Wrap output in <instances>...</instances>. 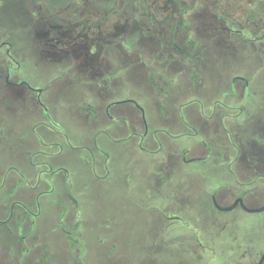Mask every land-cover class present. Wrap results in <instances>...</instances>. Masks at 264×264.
Returning a JSON list of instances; mask_svg holds the SVG:
<instances>
[{"label": "flooded vegetation", "instance_id": "obj_1", "mask_svg": "<svg viewBox=\"0 0 264 264\" xmlns=\"http://www.w3.org/2000/svg\"><path fill=\"white\" fill-rule=\"evenodd\" d=\"M135 171L143 264H264V0H0V264H138L82 212Z\"/></svg>", "mask_w": 264, "mask_h": 264}, {"label": "rangeland", "instance_id": "obj_2", "mask_svg": "<svg viewBox=\"0 0 264 264\" xmlns=\"http://www.w3.org/2000/svg\"><path fill=\"white\" fill-rule=\"evenodd\" d=\"M70 97V98H69ZM66 99H71V105H75L74 103V99H75V95L74 93L67 91L66 93ZM146 114L148 115V109H146ZM186 141V140H184ZM143 158V156H138L135 158H131L130 160H123L122 161V165L126 166L129 165L132 168H136L138 164V160L137 158ZM139 158V159H140ZM137 164V165H136ZM71 165V170L72 173L76 175V173L79 171V167L80 164L79 162H74ZM151 162H148L147 165L145 166L146 169L148 170V174L151 173V171H153L152 166H151ZM75 177V185H77V177ZM133 185H131V187H129V189L119 183L117 185H115V188H111L110 190H104L99 196L101 197V200H97V199H89V198H85L84 201V205H83V216L85 219H88V221H92L93 218H98V219H102L104 216H113L114 218H116L118 220V226H119V233L117 234V236L120 237V239H122V241L127 240V236H128V232L131 230L132 232V236L134 237L135 240V248L131 249V251H128L130 254V257L132 258L133 261L138 262V264H143V261H139L140 259L145 258V253L147 252H152L154 254L157 253V249H142L140 246H138V242H140L142 240V238H144V236L147 235V227H145V223H144V213L143 211L141 212H134V208H130V205H132L134 202H138V201H142V191L141 188L143 186V175H141L139 172L135 171V173H133ZM149 175H148V180H149ZM198 178L194 177H190L187 178V183L188 184H194L192 191H190L191 187L185 188V190L183 191L184 196H192L193 198L197 197V195H199V191L197 190V186H199L200 184L203 183V180H200ZM197 184V185H196ZM191 194V195H190ZM125 206L124 208V212H122V214H120V212L118 211V207L120 205ZM121 205V206H122ZM133 207V206H131ZM120 208V207H119ZM128 211L131 214H134L133 218L131 217V220L134 221V223L131 225H129L128 223ZM125 215V216H124ZM262 218L258 215V214H248V213H242L239 214L237 216H233L229 219L230 226L234 229H239V230H246L248 228H256L257 224L259 223V221ZM129 229V230H128ZM180 233V231H179ZM55 237V243H54V248H56V253H58L59 251L62 250L63 248V242L60 238L59 234H56ZM53 241V242H54ZM143 241V240H142ZM145 242V240H144ZM92 243V242H91ZM91 243L88 245V257L87 259H92L93 260V264H102L103 259L106 258V254L107 251H105L104 256L102 255L100 250H96L95 245H91ZM55 251V250H54ZM185 254V257L187 258V256L189 255V252L187 250H183L182 251ZM121 254V253H120ZM145 255V256H144ZM121 256V255H120ZM122 259V257H119ZM168 259L163 258L162 260V264H172V262H168ZM208 264V257L206 255L205 252H201L200 251V256H199V261L195 262L194 264ZM104 264H113L110 262H105ZM115 264V263H114ZM122 264V263H120ZM192 264V263H190Z\"/></svg>", "mask_w": 264, "mask_h": 264}, {"label": "water", "instance_id": "obj_3", "mask_svg": "<svg viewBox=\"0 0 264 264\" xmlns=\"http://www.w3.org/2000/svg\"><path fill=\"white\" fill-rule=\"evenodd\" d=\"M264 257V256H263Z\"/></svg>", "mask_w": 264, "mask_h": 264}]
</instances>
